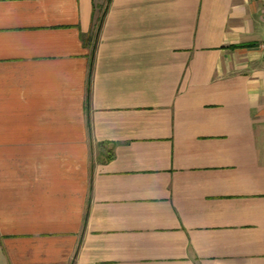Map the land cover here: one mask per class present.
<instances>
[{
	"label": "crops",
	"instance_id": "1",
	"mask_svg": "<svg viewBox=\"0 0 264 264\" xmlns=\"http://www.w3.org/2000/svg\"><path fill=\"white\" fill-rule=\"evenodd\" d=\"M0 264H264V0H0Z\"/></svg>",
	"mask_w": 264,
	"mask_h": 264
},
{
	"label": "trees",
	"instance_id": "2",
	"mask_svg": "<svg viewBox=\"0 0 264 264\" xmlns=\"http://www.w3.org/2000/svg\"><path fill=\"white\" fill-rule=\"evenodd\" d=\"M91 71H92V64H91V68H90V74H91ZM89 80H90V77H89ZM88 98H89V95H88ZM88 127H89V130H90V121L88 122ZM104 145H106V144H104V143L103 144H99V146H104ZM106 154H107V160L108 161L111 160V159H113L114 156H115L113 150H110Z\"/></svg>",
	"mask_w": 264,
	"mask_h": 264
}]
</instances>
